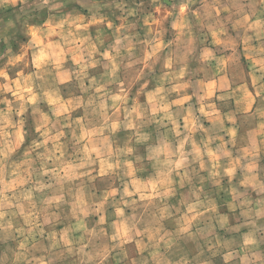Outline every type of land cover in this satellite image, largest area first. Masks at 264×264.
I'll return each mask as SVG.
<instances>
[{
  "label": "clouds",
  "instance_id": "9594fccd",
  "mask_svg": "<svg viewBox=\"0 0 264 264\" xmlns=\"http://www.w3.org/2000/svg\"><path fill=\"white\" fill-rule=\"evenodd\" d=\"M0 264H264V0H0Z\"/></svg>",
  "mask_w": 264,
  "mask_h": 264
}]
</instances>
